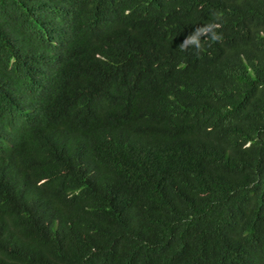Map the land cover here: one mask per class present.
Returning <instances> with one entry per match:
<instances>
[{"label": "trees", "instance_id": "16d2710c", "mask_svg": "<svg viewBox=\"0 0 264 264\" xmlns=\"http://www.w3.org/2000/svg\"><path fill=\"white\" fill-rule=\"evenodd\" d=\"M0 264H264V0H0Z\"/></svg>", "mask_w": 264, "mask_h": 264}, {"label": "clouds", "instance_id": "9594fccd", "mask_svg": "<svg viewBox=\"0 0 264 264\" xmlns=\"http://www.w3.org/2000/svg\"><path fill=\"white\" fill-rule=\"evenodd\" d=\"M219 25L218 24H208L205 27H201L199 29H195L194 31V35L188 37L186 39V41L184 42V47H186L188 44H196V46L199 48V41H198V37L202 34H207V33H211V38L213 40H218L219 39V35L214 31V29L218 28Z\"/></svg>", "mask_w": 264, "mask_h": 264}]
</instances>
